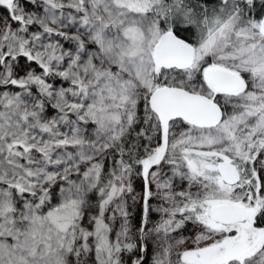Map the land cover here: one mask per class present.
Listing matches in <instances>:
<instances>
[{
    "label": "snow or ice",
    "instance_id": "6c2138e0",
    "mask_svg": "<svg viewBox=\"0 0 264 264\" xmlns=\"http://www.w3.org/2000/svg\"><path fill=\"white\" fill-rule=\"evenodd\" d=\"M0 264H264V0H0Z\"/></svg>",
    "mask_w": 264,
    "mask_h": 264
}]
</instances>
